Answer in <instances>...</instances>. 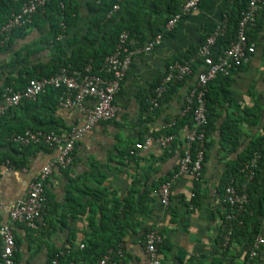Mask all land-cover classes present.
I'll return each mask as SVG.
<instances>
[{
	"label": "crops",
	"instance_id": "0c3cea01",
	"mask_svg": "<svg viewBox=\"0 0 264 264\" xmlns=\"http://www.w3.org/2000/svg\"><path fill=\"white\" fill-rule=\"evenodd\" d=\"M88 1H79L75 23L56 39L50 37L49 23L37 19V24L31 22L17 29L0 44V92L8 76L23 85L27 73L35 71L43 77L53 74L77 48L90 53L99 48V41L92 40V33L88 35V24L95 19ZM168 2L165 0V5ZM228 4L230 0H202L171 32L164 33L160 45L133 57L115 96V117L94 126L74 145L72 162L67 167L53 166L44 185L43 229L34 232L20 223L13 224L14 264H49L53 254L62 250H69L62 264H97L92 255L110 240L114 249L121 250L118 264H149L144 251L146 229H156L162 235L158 250L161 264H243L248 260L254 241L264 239L260 201L264 179L251 207L235 221V226L243 221V228L232 238L231 227L227 241L223 225L229 209L223 201V185L232 179L231 166L248 155L251 143L264 135V0L248 37L255 51L231 75L218 77L213 83L219 93L215 106L218 117L207 136L200 179H176L164 207L158 189L177 168L185 130L179 129L167 148L157 143L144 150L134 147L147 134L160 133L180 117L197 74L170 91L158 112L152 113L151 108L143 112L141 103H149L167 65L198 47L222 21ZM166 15L165 7L161 13L150 6L144 10L141 38H136L140 45L162 27ZM46 99L42 93L0 116V226L29 183L59 154L56 147L29 149L11 144L8 138L25 129L46 131L50 127L63 136L85 121L82 110L62 107L55 100L49 113ZM86 104L92 106L94 99L89 98ZM222 125L235 126L241 132L237 146L222 140ZM234 183L244 186V177ZM88 241L97 247H86ZM250 264H264V242Z\"/></svg>",
	"mask_w": 264,
	"mask_h": 264
},
{
	"label": "built area",
	"instance_id": "2783aa9c",
	"mask_svg": "<svg viewBox=\"0 0 264 264\" xmlns=\"http://www.w3.org/2000/svg\"><path fill=\"white\" fill-rule=\"evenodd\" d=\"M49 0H26L18 12H13L0 27V44L6 43L14 29L22 28L31 22V15L44 7ZM64 0H61L63 8ZM202 0H183L178 12L171 16L165 23L164 31H171L183 16L195 11ZM263 0H248L247 7L243 11L238 22L235 41L232 42L216 58L212 56V46L216 39L225 32L226 17L218 23L211 33L198 47L197 52L187 61L169 64L165 73L154 87L153 94L148 98L151 109L157 108L159 101L169 84L182 82L191 74V64L195 59L202 61V68L197 73L193 86L185 97V108L180 116L191 111L192 123L182 128L184 133V147L174 173L164 181L158 189V199L161 205L166 207L169 203V196L174 181L186 177L197 181L202 175V166L205 158L206 142V92L207 84L218 75L229 76L235 70L246 63L250 55L255 51L254 44L250 43L246 35L248 28L254 27L256 23V12ZM118 10V5H113L110 16ZM162 34L158 33L146 43L140 45V41L131 37L128 31H122L117 39L114 51L106 56L96 73L87 64L82 70H70L67 66H60L58 71L50 76L38 79H29L21 89H13L7 85L3 87L0 95V115L7 109L19 105L21 100L32 101L45 92L46 88H54L59 91L58 104L66 108H79L85 113V121L81 125L70 128L67 133L61 136L55 130L43 131L40 129H25L23 132L11 136L8 140L12 144L44 145L48 148H57V158L43 166L37 176L29 183L24 196L15 202L8 209L7 221L0 226V264H14V250L16 247L13 224L20 223L26 228L39 232L45 226L43 213L46 208L44 197V182L51 174L53 166L67 167L72 162V151L74 145L82 139L94 126L101 122L110 121L115 117L116 105L115 96L124 81L134 56L141 53H149L156 46L160 45ZM94 99V104L88 106L86 101ZM174 141L173 135L154 136L147 134L142 141L135 144L136 150H144L152 143H157L161 148H167ZM260 155L253 153L240 169L245 185L238 186L231 179L223 191V201L229 212L224 217L223 228L226 230L224 240H228L232 224L238 220V215L245 209L248 201L246 185L256 175ZM264 210V202H263ZM241 224L239 220L237 222ZM162 242V235L156 229L149 230L145 235L144 251L149 264H161L158 245ZM264 239L258 237L248 260L243 264H250V261L258 256L259 249ZM83 245H81L82 247ZM69 250H62L54 254L50 264H59V257L68 253ZM117 254L121 250L109 249L97 260V264H118Z\"/></svg>",
	"mask_w": 264,
	"mask_h": 264
},
{
	"label": "trees",
	"instance_id": "16d2710c",
	"mask_svg": "<svg viewBox=\"0 0 264 264\" xmlns=\"http://www.w3.org/2000/svg\"><path fill=\"white\" fill-rule=\"evenodd\" d=\"M24 1L26 0H0V27L6 22V20L9 18L11 13L19 11ZM79 1L80 0H64L63 1L64 6L63 8H61L60 6L61 0H49L44 5V7H42L41 9H37L31 15L30 17L31 22L33 24L34 23L37 24L36 23L37 19H40V21L42 22L49 23L50 37L53 39H56L60 34H63L70 26H72L75 23ZM182 1L183 0H169V2L166 5H165V0H90L88 1L87 6H89L91 11H95V19H93L92 21L90 20L88 24V27H89L88 30L90 31L88 35L92 33L93 34L92 40L94 41V38H96L95 41H99V48L95 49L92 53L86 51L85 49H82L81 47L77 48L76 50H74L72 56H70L67 59V61L61 63V66L64 65V66H69L70 69L82 70L87 64H89L92 68V71L96 73L98 69L100 68L104 58L110 55L114 51L118 36L122 31H128L131 37L141 38L140 20L146 8L150 6L157 12L161 13L163 12V9L165 7L167 15L164 18L163 24H161L162 27L161 28L157 27L155 32H153L152 37L158 33H162V36H163L164 33H166V31H164L165 23L171 16H173L175 13L178 12V9ZM247 3H248V0H230V4L226 6L225 11H224V16L226 17L225 29H224L225 32L223 33V35H221L220 37L216 39L215 43L212 46V56L214 58H216L219 54H221L232 42L235 41L237 28H238V22L241 18L243 11L246 9ZM115 4L118 5V10H116L110 16H108V13L111 11L113 5ZM31 22L25 25L24 27L17 28V29H23L29 26ZM251 28H248L246 31L247 37H250ZM17 29H14L12 33H14ZM208 35H206L203 38V41ZM86 39H88V41L90 42L92 41L89 38H86ZM198 47L188 50L183 56H181L180 58L178 57L175 60V62L173 61L172 63H169V64L189 60L191 57L195 55ZM191 66H192L191 74L186 79H184L181 83L178 82L175 84H169L166 87V91L164 95L162 96V98L160 99L158 107L152 109L151 110L152 113L158 112L160 106L164 102H166V99L168 98L170 91L175 90L176 86L180 87V85H182L189 77H191V75L193 76L194 74H197L200 71V69L202 68L201 67L202 61L200 59H195L194 62L191 64ZM57 71L55 72L53 71V74L56 73ZM233 71L234 70H232V72ZM49 75H52V74H48L45 76H49ZM18 77H20V75H18ZM40 77H43L42 73L36 74L35 71H33L32 73H27L26 81L29 79H38ZM218 77H222V75H218L214 80L210 81L207 84V92L205 95L206 100H207V103H206V109H207L206 140H207L208 133L215 126L214 119L218 117V113L216 112L215 106L218 105L217 96L219 95V93L217 92V90L215 91V88H213V83ZM11 79L12 78L8 76L3 87L9 85L13 87V89L15 90L21 89L24 87L25 84L20 85L17 79H14V80L13 79L11 80ZM161 79L158 80L156 85L159 83V81H161ZM1 92H0V95H1ZM58 95H59V91L57 89H54L51 87L46 88L44 92V96L45 98H47L46 102H49V105L46 104L45 108L48 110L49 113L52 112V108L54 104L58 101ZM51 100H53V102H51ZM54 100L56 102H54ZM22 102L26 103L29 101L21 100L19 104H21ZM148 104L147 103L144 104L143 102L141 103V107H142L141 109L145 113H147L149 108H151V105L150 104L148 105ZM11 108H14V107H11ZM9 109H7L5 112H7ZM191 123H192V113L191 111H188L184 115L176 119L172 124L167 126L166 129L162 130L160 133L158 132V134H152V135L154 136H160L163 134L175 135L176 132L179 129H182L185 125L187 127H190ZM229 127H231V125H229ZM229 127L224 126V125L220 127V132L222 134V140H229L230 142H232L233 146H237L238 140L241 138L242 134L239 130H235L236 129L235 126L231 127L232 129L231 128L229 129ZM48 130H55V128L50 127L46 129V131ZM206 145H207V142H205V149H206ZM250 146L251 147L249 148L250 150L248 152V155H246L245 157L243 156L239 158L231 166V170L229 172V180L230 178H232L233 180L241 179L243 175L240 169L242 168L244 162L247 159H249L253 153H258L260 155V159L258 161V168L256 170V175L252 179V181L246 186V191L248 195V203L247 205H245V209H249V206L251 207L252 205L251 203L253 202V200L256 199V196L261 190L262 180L264 179V135L263 137L257 138L255 141H253ZM25 147L29 149L30 148L36 149V147L37 148L43 147V145H28ZM47 179L45 180V182L47 181ZM45 182H44V185H45ZM238 185H240V183ZM225 186L226 185L224 184L223 187L225 188ZM224 188H223V191H224ZM260 201H261V207H262L263 202H264V197L261 196ZM243 226H244L243 221L241 222V224H238V226H235V223L232 224V230H233L231 234L232 238L235 236L236 231L243 228ZM149 230L151 229H148V230L146 229V233ZM0 245H1V242H0ZM86 245H83L82 247L84 246L91 247L93 245L94 247H97L95 246L96 244L93 241H88V244ZM113 246L114 244H112V240L108 241L104 246H102L101 249H99L98 253L96 252L95 255H92L93 262L96 259L98 260L101 257V255H103L109 249H114ZM160 246L161 244L158 245V250ZM67 256L69 255L65 253V255H63L62 257H59V264H62ZM97 260H96V263H97Z\"/></svg>",
	"mask_w": 264,
	"mask_h": 264
},
{
	"label": "clouds",
	"instance_id": "9594fccd",
	"mask_svg": "<svg viewBox=\"0 0 264 264\" xmlns=\"http://www.w3.org/2000/svg\"><path fill=\"white\" fill-rule=\"evenodd\" d=\"M21 146V145H20Z\"/></svg>",
	"mask_w": 264,
	"mask_h": 264
}]
</instances>
